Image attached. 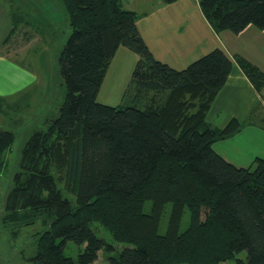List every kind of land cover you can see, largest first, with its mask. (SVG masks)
I'll use <instances>...</instances> for the list:
<instances>
[{
	"label": "trees",
	"instance_id": "16d2710c",
	"mask_svg": "<svg viewBox=\"0 0 264 264\" xmlns=\"http://www.w3.org/2000/svg\"><path fill=\"white\" fill-rule=\"evenodd\" d=\"M125 1L63 0L73 27L60 56L66 96L47 128L28 135L6 201L16 223L43 225L29 260L91 264L115 249L92 229L97 221L129 244L109 264H264V158L239 167L213 147L249 119L223 128L207 120L233 59L215 48L181 70L158 60ZM199 4L218 32L264 29V0ZM121 46L138 60L128 103L114 106L98 95ZM235 58L261 93L264 71ZM15 138L0 128V165ZM186 210L190 222L181 232ZM68 241L85 245L76 259L65 253Z\"/></svg>",
	"mask_w": 264,
	"mask_h": 264
},
{
	"label": "rangeland",
	"instance_id": "374dc122",
	"mask_svg": "<svg viewBox=\"0 0 264 264\" xmlns=\"http://www.w3.org/2000/svg\"><path fill=\"white\" fill-rule=\"evenodd\" d=\"M132 1L126 0L125 6L136 10V5ZM0 2L4 7L8 5L9 20V25L5 26L0 15V41L9 34H14L12 39L14 36L17 38L15 49L17 48L19 54L13 55L18 61L33 69L38 77L37 86L34 85L32 91L28 90L27 96L22 93L21 97L10 96L0 101V128L13 131L16 137L12 148L6 153L5 163L0 165V264H33L29 258L36 252L38 233L43 225L39 219L28 225L16 223L18 221L8 215L7 195L13 185L14 174L19 170L22 147L28 135L34 129L47 128V121L58 115L65 99L66 86L61 73L60 56L73 27L63 0H0ZM156 4V0H146V3L143 0L138 10V20L142 23L150 21L153 18L152 13L156 12ZM110 71H113V66ZM114 80L116 75L110 74L102 85L98 101L114 106L120 104L126 106L128 101H122L124 93L113 87ZM257 113L256 106L254 114L250 113L249 116L257 118ZM225 150L237 156L259 149ZM256 157L258 156L253 157V161ZM170 208L171 204H168L160 225L162 234L167 230ZM189 222L190 212L186 210L180 225L181 232L188 227ZM91 227L99 237L115 247L110 252L100 251L98 259L91 264H109V256H117L124 247L129 246L127 243L116 242L109 229L99 222L92 221ZM84 246L68 241L65 253L76 259ZM237 257L245 258L246 252H240ZM227 264H236V260L230 259Z\"/></svg>",
	"mask_w": 264,
	"mask_h": 264
},
{
	"label": "crops",
	"instance_id": "0c3cea01",
	"mask_svg": "<svg viewBox=\"0 0 264 264\" xmlns=\"http://www.w3.org/2000/svg\"><path fill=\"white\" fill-rule=\"evenodd\" d=\"M142 1H132L137 13ZM156 2L153 18L147 23L140 20L137 23L146 44L158 60L181 70L215 48L225 50L233 59L227 82L208 111L207 120L218 128L225 127L233 118L242 121L249 119V123L233 136L216 141L213 144L215 150L239 167L250 165L255 156L264 158V88L261 93L256 90L235 58L236 54H240L264 71V29L249 25L240 33L229 30L218 32L204 15L199 0ZM7 12L8 5L4 7L0 2V15L5 26L9 25ZM13 35L9 34L0 41V101L10 96L21 97L22 93L27 96V91H32L33 86L38 83L36 72L13 55L19 54L15 49L17 38L14 36L12 39ZM137 60L138 54L121 46L111 62L104 82L110 74H115L113 87L125 94ZM112 66L113 71H110ZM256 106L258 117L251 118L249 115L254 114ZM225 149L259 150L236 156Z\"/></svg>",
	"mask_w": 264,
	"mask_h": 264
}]
</instances>
